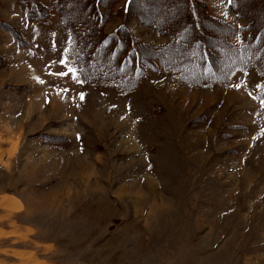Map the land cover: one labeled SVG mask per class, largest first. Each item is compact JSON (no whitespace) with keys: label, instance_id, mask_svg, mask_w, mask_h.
<instances>
[{"label":"rangeland","instance_id":"rangeland-1","mask_svg":"<svg viewBox=\"0 0 264 264\" xmlns=\"http://www.w3.org/2000/svg\"><path fill=\"white\" fill-rule=\"evenodd\" d=\"M63 1L71 18L82 9ZM205 1L213 15L246 25L229 0ZM237 3L264 24V0ZM133 7L161 27L185 17L182 0ZM133 15L125 20L134 38L167 43ZM122 20L110 14L104 29ZM68 42L57 13L42 26L16 0H0V264H264L262 78L236 71L197 87L148 69L119 94L68 73L60 63ZM76 45L86 75L136 80L98 43ZM188 64L177 68L200 69Z\"/></svg>","mask_w":264,"mask_h":264},{"label":"trees","instance_id":"trees-1","mask_svg":"<svg viewBox=\"0 0 264 264\" xmlns=\"http://www.w3.org/2000/svg\"><path fill=\"white\" fill-rule=\"evenodd\" d=\"M16 1L23 7L26 19L34 24L48 26L52 15L56 13L59 15L61 26L69 38L64 56L65 65L76 69L74 79L77 81L116 86V91L124 94L139 85L141 79L138 76H145V71L148 69L156 73L162 72L181 84L197 87H212L219 83H227L236 71L252 69L262 78L256 96L264 101V51L259 50V46H264V37L261 35L264 32V24L255 23L237 3L238 0H229V4L238 17L246 20V25L239 27L210 13L205 0H182L183 8L180 14L185 16L183 21L166 25L163 23L162 27L154 22H147L146 16L144 21L141 15L136 13L138 8L133 7L135 0H102V2L79 0L78 4L82 9L72 18L66 14L67 7L63 5V0ZM118 12L124 16V20L111 31H106L105 20L110 14ZM128 13L135 14L133 16H137L143 24L148 23L157 34L166 35L169 39L167 43L158 46L134 38L127 23L128 19L125 20ZM77 23H80L82 32L76 26ZM3 24L16 31L8 23ZM238 33L245 35V41L241 45L230 41V37ZM82 38L83 41L88 39V42L98 43L100 49H108V56L113 54L116 59L119 58L117 63L120 69L133 70V78L136 80L134 79L129 86H123L122 83L86 75L81 58L74 55L78 48L76 43ZM175 48L178 51L177 55L174 61L170 62L164 55H170L168 52H172ZM253 52H257L258 56L246 57ZM221 57L230 58L232 61L224 69L223 63L219 61ZM83 58L87 60L88 55ZM187 63L192 67L200 68L201 71L196 70L191 76L188 69L177 68Z\"/></svg>","mask_w":264,"mask_h":264},{"label":"snow or ice","instance_id":"snow-or-ice-1","mask_svg":"<svg viewBox=\"0 0 264 264\" xmlns=\"http://www.w3.org/2000/svg\"><path fill=\"white\" fill-rule=\"evenodd\" d=\"M65 51H67V49ZM60 63L61 64H65V61L64 60H61ZM68 73H72L73 74V77L75 78L76 69L69 67L68 68ZM66 74L67 73H63V72L60 73V75H66ZM235 87L238 88V87H240V85H235ZM256 87L257 88H260L261 85L258 84V85H256ZM80 95H81V98H83V93H81ZM261 106L264 107V101H261ZM262 131H264V130H262Z\"/></svg>","mask_w":264,"mask_h":264}]
</instances>
